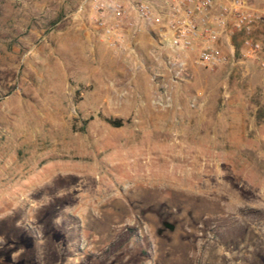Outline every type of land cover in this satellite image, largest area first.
Listing matches in <instances>:
<instances>
[{
	"label": "rangeland",
	"instance_id": "1",
	"mask_svg": "<svg viewBox=\"0 0 264 264\" xmlns=\"http://www.w3.org/2000/svg\"><path fill=\"white\" fill-rule=\"evenodd\" d=\"M92 2L0 0V264H264V68L132 65Z\"/></svg>",
	"mask_w": 264,
	"mask_h": 264
},
{
	"label": "built area",
	"instance_id": "2",
	"mask_svg": "<svg viewBox=\"0 0 264 264\" xmlns=\"http://www.w3.org/2000/svg\"><path fill=\"white\" fill-rule=\"evenodd\" d=\"M92 20L96 25L110 18L115 22L106 30L109 47L123 54L131 62L136 50L126 38L125 29L137 35L154 25L162 26L164 36L160 48L152 52L160 58L165 43L170 48V66L175 81H182L190 66V60L204 67L214 68L229 61V56L217 45L226 34L230 21L233 28L245 36L246 57H254L264 68L258 56L261 45L251 38L257 21V12L251 10L245 0H93ZM133 12L138 16L134 20ZM233 48V47H232ZM194 98L192 106L200 98ZM157 105L169 107L172 94L158 93Z\"/></svg>",
	"mask_w": 264,
	"mask_h": 264
},
{
	"label": "crops",
	"instance_id": "3",
	"mask_svg": "<svg viewBox=\"0 0 264 264\" xmlns=\"http://www.w3.org/2000/svg\"><path fill=\"white\" fill-rule=\"evenodd\" d=\"M220 1L224 2L226 0ZM259 5L260 2L255 1L253 3V6L249 7L251 10L257 12L260 17L255 25L251 38L254 42H257L261 45V50L258 52V56L261 58V60L264 61V9H261ZM91 14L93 15L92 8ZM133 18L134 20L138 21V16L135 12H133ZM114 22L115 20L113 18H110L105 23L96 25L92 20L91 28L93 29V34L97 36L96 40L99 42H105L108 48L110 47L107 41L106 30L108 26L112 25ZM161 27L162 26L154 25L151 28L141 30L137 35H132L131 30H129L128 28L125 29L127 40H129V42L135 47V53L137 55H142L141 60H143L142 62L139 61V58L135 54L133 55L131 60L132 65H134L135 63H139L143 68L147 69L156 68L155 65H160L159 60L156 63V59L153 58L152 52L155 49L160 48L159 42L164 36L163 29H161ZM244 40L245 36L242 33L237 32L233 28L232 22L230 21L229 28L226 34L221 37L217 45L222 49L224 53L229 56V61H235V59L238 60V63H241V60L244 59L257 61L254 57H246L247 48L244 45ZM167 44L168 43L164 44L165 46L163 47V52H170V48L167 46ZM159 59H161V57ZM252 61L248 62L249 65L247 66L246 70L248 73L255 74L257 73V67L256 65H254V63H252ZM257 62L258 66L260 67L259 61ZM192 64L193 62L190 60V65ZM258 77L259 85L262 84L264 89V72L258 73Z\"/></svg>",
	"mask_w": 264,
	"mask_h": 264
},
{
	"label": "flooded vegetation",
	"instance_id": "4",
	"mask_svg": "<svg viewBox=\"0 0 264 264\" xmlns=\"http://www.w3.org/2000/svg\"><path fill=\"white\" fill-rule=\"evenodd\" d=\"M162 224H163V228H161V229L158 231V234H159V235L164 234L166 231H174V229H175V226H174V228H172V229H171L170 226H168V225L171 224L170 222L164 221Z\"/></svg>",
	"mask_w": 264,
	"mask_h": 264
},
{
	"label": "trees",
	"instance_id": "5",
	"mask_svg": "<svg viewBox=\"0 0 264 264\" xmlns=\"http://www.w3.org/2000/svg\"><path fill=\"white\" fill-rule=\"evenodd\" d=\"M109 124L115 126V127H121L124 125L123 120L119 119V120H112V119H107L106 120ZM82 130H84V128H82Z\"/></svg>",
	"mask_w": 264,
	"mask_h": 264
},
{
	"label": "water",
	"instance_id": "6",
	"mask_svg": "<svg viewBox=\"0 0 264 264\" xmlns=\"http://www.w3.org/2000/svg\"><path fill=\"white\" fill-rule=\"evenodd\" d=\"M168 226H170V227H171V229H172V228H174V225H172V224H170V225H168Z\"/></svg>",
	"mask_w": 264,
	"mask_h": 264
},
{
	"label": "bare ground",
	"instance_id": "7",
	"mask_svg": "<svg viewBox=\"0 0 264 264\" xmlns=\"http://www.w3.org/2000/svg\"><path fill=\"white\" fill-rule=\"evenodd\" d=\"M30 134H31V132H30Z\"/></svg>",
	"mask_w": 264,
	"mask_h": 264
}]
</instances>
